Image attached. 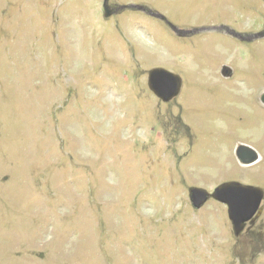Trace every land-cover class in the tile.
Masks as SVG:
<instances>
[{
    "label": "rangeland",
    "instance_id": "1",
    "mask_svg": "<svg viewBox=\"0 0 264 264\" xmlns=\"http://www.w3.org/2000/svg\"><path fill=\"white\" fill-rule=\"evenodd\" d=\"M109 5L0 0V264H264L225 205L189 200L264 186V2ZM155 68L182 78L170 103Z\"/></svg>",
    "mask_w": 264,
    "mask_h": 264
},
{
    "label": "water",
    "instance_id": "2",
    "mask_svg": "<svg viewBox=\"0 0 264 264\" xmlns=\"http://www.w3.org/2000/svg\"><path fill=\"white\" fill-rule=\"evenodd\" d=\"M109 1L104 0V17L107 19L114 14ZM124 9L122 8L121 10ZM158 19L167 22V19L163 16H159ZM169 25L171 29H176L170 23ZM232 35H235V33ZM260 39H264V30L252 37L250 36L248 41ZM222 75L226 78L230 77L232 75L231 69L225 67ZM148 85L149 89L158 99L164 103H170L180 95L182 79L180 76L165 69L156 68L149 72ZM237 157L246 166L255 164L259 160L257 152L248 146H240L237 151ZM263 195L264 191L262 189L246 186L238 182L222 184L213 194L200 188L194 187L189 189V199L195 210L203 208L211 199L225 205L228 208L229 220L233 225L234 234L237 237L243 232L246 223L255 215L254 213L258 210Z\"/></svg>",
    "mask_w": 264,
    "mask_h": 264
},
{
    "label": "flooded vegetation",
    "instance_id": "3",
    "mask_svg": "<svg viewBox=\"0 0 264 264\" xmlns=\"http://www.w3.org/2000/svg\"><path fill=\"white\" fill-rule=\"evenodd\" d=\"M163 22H165L170 27L168 22L166 21H163ZM222 30H224L222 32H227V29L225 28ZM263 99H264V94H262L260 98V102L264 106ZM238 148H237V151H238ZM237 151H236V156H237ZM258 162L255 163L254 165L245 166V167H253L256 164H258ZM233 181L238 182L237 180H233ZM244 185L258 187L264 191V186L259 185V184L245 183ZM254 214L255 215L246 223L243 232L238 237L243 236L244 240L247 242V245L249 247L251 245H257L261 249L262 245H264V195H263V199L261 201V204L258 210Z\"/></svg>",
    "mask_w": 264,
    "mask_h": 264
}]
</instances>
